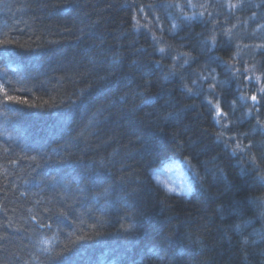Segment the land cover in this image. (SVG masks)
I'll list each match as a JSON object with an SVG mask.
<instances>
[{
    "label": "trees",
    "instance_id": "obj_1",
    "mask_svg": "<svg viewBox=\"0 0 264 264\" xmlns=\"http://www.w3.org/2000/svg\"><path fill=\"white\" fill-rule=\"evenodd\" d=\"M261 237L264 0H0V264H264Z\"/></svg>",
    "mask_w": 264,
    "mask_h": 264
},
{
    "label": "rangeland",
    "instance_id": "obj_2",
    "mask_svg": "<svg viewBox=\"0 0 264 264\" xmlns=\"http://www.w3.org/2000/svg\"><path fill=\"white\" fill-rule=\"evenodd\" d=\"M151 176L153 181L169 194L187 197L191 193L193 180L188 166L183 163L167 160L160 167L152 170Z\"/></svg>",
    "mask_w": 264,
    "mask_h": 264
},
{
    "label": "snow or ice",
    "instance_id": "obj_3",
    "mask_svg": "<svg viewBox=\"0 0 264 264\" xmlns=\"http://www.w3.org/2000/svg\"><path fill=\"white\" fill-rule=\"evenodd\" d=\"M174 27H175V26H174ZM159 51H160L161 53H164L165 49L161 48V49H159ZM188 91L191 92V89H188ZM4 95H5V97L7 98L6 102H7V101H11V100L13 99L12 97L8 96L7 92H5ZM251 99H252V101L254 102V104L259 103V101L257 100V97H256L255 95L252 96ZM150 102H151L150 98L144 100V103H150ZM209 103H211V102H209ZM216 110H217V115H218V116H220V115H224V113H222V111H221V109H220V107H219V104L216 105ZM249 147H251V145H249ZM241 151H243V149H241ZM169 191H173V190H172V189H169ZM244 223H250V221H244ZM241 227H242V224H240V223H236V224H233V225L230 226V228H231L233 231H240ZM125 231H128V229H125ZM261 239H264V237H261ZM251 243H252V244H255L256 241L253 240V241H251ZM242 244H243V245H248V244H249V240L244 239V240L242 241ZM242 260H243V261H247V260H248V255H247L246 253L243 255Z\"/></svg>",
    "mask_w": 264,
    "mask_h": 264
}]
</instances>
